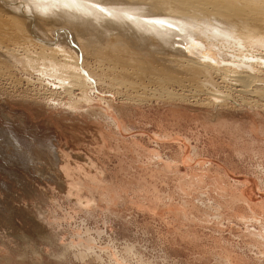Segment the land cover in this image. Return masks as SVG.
<instances>
[{
	"label": "rangeland",
	"instance_id": "obj_1",
	"mask_svg": "<svg viewBox=\"0 0 264 264\" xmlns=\"http://www.w3.org/2000/svg\"><path fill=\"white\" fill-rule=\"evenodd\" d=\"M20 1L0 0V264H264V96L214 79L233 99L214 101L131 24L28 22Z\"/></svg>",
	"mask_w": 264,
	"mask_h": 264
},
{
	"label": "bare ground",
	"instance_id": "obj_2",
	"mask_svg": "<svg viewBox=\"0 0 264 264\" xmlns=\"http://www.w3.org/2000/svg\"><path fill=\"white\" fill-rule=\"evenodd\" d=\"M11 1L13 4L15 3L13 2V0ZM127 1H128L127 4H124V3L118 4V3H110L111 2L110 0H21L20 1L21 3L18 2L19 5L18 4L17 5L18 7L20 6V8H23L24 10V12L19 13L20 16H23L22 18H26L28 22L32 20H31V17L30 18L27 17V14L28 16H30L32 15V12H33L34 16L35 14L36 16L46 15V19H48L47 17L49 16L51 20H54L56 22L60 21L65 24L70 23V25H77L78 28H82L84 26L86 28L89 27L91 29H94L97 26H99L101 23L104 25L107 24V22H105V20L107 19L114 20L115 23L117 24L115 26L119 28L120 30H124V29L130 30L134 26L135 30L137 28L139 31L147 34L148 40H151V42L155 44L156 46L158 47L162 46L163 48L166 47L170 50H175L180 53L182 52L184 54V58L180 59L181 56L180 57L176 56L177 57L176 58V57H173L174 54L173 56L171 55L174 52L173 51L170 54L173 59H169L171 57L170 56L169 58H167L168 60L166 59L167 61L163 60V63L164 61L165 63L167 62L164 65L168 64L167 67L170 65L171 67H174L177 71H181L183 74L185 73L190 78V80L188 79L190 83L198 82L200 84H204V85L206 84L207 87L209 86V88L211 89L210 94L213 96L211 97L213 98L214 101H215L214 98H216L218 102L219 100L221 102H223V100H227V101L233 100L232 98H230L231 95L222 94L218 91L219 90L218 88L217 90L215 89V87H211L214 83L213 81H215L214 79L218 80L219 83H221L222 85H228V87L229 85H231L234 88L239 87L238 88L239 90L237 92L241 93L240 98L242 99L241 101L243 103H248L250 105L251 103L256 102L252 100V97L261 98L262 96H264V93L261 92L262 88L260 87L261 78L258 77L261 74L256 75L257 68H255L256 67L255 65H252V64H256L260 72L264 71V58H263L264 56V0H127ZM15 20L14 21L12 20V21L15 22ZM3 21L1 22L2 25H3ZM5 23L6 22H4V25ZM128 24H131L132 27L129 28ZM34 25H36V23ZM36 28L30 30V33L32 34V38H33L31 40V43L34 41L33 43L39 45L41 49L39 52L41 53L40 55L42 56L41 58L38 57V60L39 58L42 60V58H47V57H43L46 54V53L44 54V52L47 51L45 50L46 49L45 45H47V43L44 40L40 39L41 37L39 38V35H37L38 33L35 30ZM111 28L117 29L113 26ZM75 30L77 31V28ZM133 31L134 30H132V32ZM2 32H0L1 33L0 35H3ZM60 32L58 34H60ZM30 33H28L27 35H30ZM56 33H51V35L53 36V38L52 37L51 38L54 41L50 42V44L52 43L51 44L52 46L56 45V47L54 48L49 47L48 51H50L49 53H52V54L61 53L62 55L66 57V55L68 54L65 50L62 49L64 45L63 47L62 45H59L60 44L59 38H58L59 36L57 37ZM82 34H83V31H82ZM28 37L30 38L31 36H28ZM149 37L151 39H149ZM71 38L72 37H70L64 42L68 41V44L72 45ZM19 45H20L19 47H21V44ZM26 45L27 44H25V46ZM22 46L24 47V45ZM158 47H156V50L158 49L159 51L161 47L160 48ZM245 47H247L249 50L251 48V51L252 50L255 51V52L254 51L252 52H254L256 55L254 53H253L254 55L249 54L251 57H253L251 62L248 60V58H244L247 54L246 55L242 54L241 52H243V50H241L240 52V49L243 48L245 50ZM230 48L232 49L229 52ZM74 49L75 48H73V50ZM106 49L109 50V48H106ZM261 50L263 52H261ZM27 51L29 50L27 49ZM237 51H239L240 53ZM251 51L249 52L251 53ZM112 52L113 50L111 51V53ZM246 52H247V49H246ZM227 53L228 54L231 53L228 56V58H231L230 61L227 60L228 59ZM238 53L240 54V57L238 56L239 55ZM126 54L128 55V52H126ZM179 54H176V55H179ZM241 54L243 56H241ZM123 55H125V53L122 54L121 56L124 59ZM131 57L127 56V58H131ZM162 59H160V61ZM43 60L41 61L42 63H43ZM48 60L50 59L48 58ZM51 60H53V58ZM115 61H116V58H115ZM117 61L119 62L118 59ZM123 61H125L126 63L128 60L127 61L123 60ZM135 61L136 60L131 61L130 63L128 62V63L132 65L133 67H135L136 66L135 64L137 63L138 68L137 67L135 68H137L138 70L140 69L141 65L145 68L148 66L146 65L147 62L142 61L143 62L142 63L140 61L139 62H135ZM70 63L73 65L72 61ZM125 63L123 66H129L127 63L125 65ZM149 65L150 66L148 67V69L152 71L154 69L152 68V63H150ZM71 66L69 67L70 69H71ZM138 72H141V70ZM147 72L149 73L150 71H147ZM178 80L176 79V81ZM196 85L199 86V84H196ZM178 86L183 88L184 84L183 85L180 84ZM167 95L170 96L171 94L167 93ZM244 96H250V97L246 100L244 99ZM224 102L226 103V101Z\"/></svg>",
	"mask_w": 264,
	"mask_h": 264
}]
</instances>
